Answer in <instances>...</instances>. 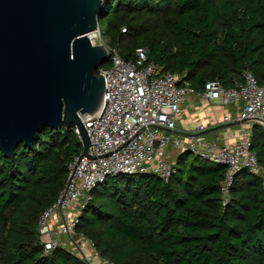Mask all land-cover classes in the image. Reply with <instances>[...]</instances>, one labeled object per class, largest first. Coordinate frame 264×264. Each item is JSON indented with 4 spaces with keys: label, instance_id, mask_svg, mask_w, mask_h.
Masks as SVG:
<instances>
[{
    "label": "trees",
    "instance_id": "16d2710c",
    "mask_svg": "<svg viewBox=\"0 0 264 264\" xmlns=\"http://www.w3.org/2000/svg\"><path fill=\"white\" fill-rule=\"evenodd\" d=\"M98 20L123 58L135 60L136 49L145 48L148 62L195 90L213 79L233 87L247 70L264 84V0H105ZM251 148L264 166L258 123ZM82 149L74 128L63 126L44 129L11 157L0 150V264H88L62 246L45 252L39 233L42 213L65 189L68 165ZM225 172L224 164L187 150L168 180L154 173L107 177L75 231L115 264H264L262 180L241 170L224 204Z\"/></svg>",
    "mask_w": 264,
    "mask_h": 264
},
{
    "label": "built area",
    "instance_id": "2783aa9c",
    "mask_svg": "<svg viewBox=\"0 0 264 264\" xmlns=\"http://www.w3.org/2000/svg\"><path fill=\"white\" fill-rule=\"evenodd\" d=\"M90 38L94 44H103L110 55V63L97 69L105 79L103 103L94 115L81 116L91 142V157L78 162L77 156L69 163L65 189L39 219L45 252L59 246L60 235L75 231L77 210L84 207L93 189L107 177L154 173L168 180L174 166L167 154L169 147L225 165L221 181L224 204L231 198L236 174L243 169L260 177L264 186V166L251 148L253 125L264 127V84L251 71H245L233 87L213 79L205 83L204 89L195 90L177 73L162 71L156 63L148 62L145 48L136 49L135 60H126L111 45L110 38L103 36L100 27L90 33ZM189 94L227 106L222 123L239 124L235 142L217 145L207 141L201 135L207 129L205 124L198 127L199 133L185 138V143L180 135L173 134ZM74 130L79 136L77 128ZM53 219L57 230L53 229ZM82 236L83 241H76V245L80 252L90 248L81 257L88 264H96V259L99 264H115L101 257L93 241Z\"/></svg>",
    "mask_w": 264,
    "mask_h": 264
},
{
    "label": "water",
    "instance_id": "95a60500",
    "mask_svg": "<svg viewBox=\"0 0 264 264\" xmlns=\"http://www.w3.org/2000/svg\"><path fill=\"white\" fill-rule=\"evenodd\" d=\"M105 0H0V150L32 147L44 129L75 127L91 157L81 119L102 106L109 61L90 33Z\"/></svg>",
    "mask_w": 264,
    "mask_h": 264
},
{
    "label": "crops",
    "instance_id": "0c3cea01",
    "mask_svg": "<svg viewBox=\"0 0 264 264\" xmlns=\"http://www.w3.org/2000/svg\"><path fill=\"white\" fill-rule=\"evenodd\" d=\"M226 111L227 106L220 101L189 94L185 98L181 115L177 120V132L173 134L180 135L185 139L189 135L199 133L198 127L205 124L207 129L201 135L207 141L217 145H223L227 141L235 142L239 124H223L222 119Z\"/></svg>",
    "mask_w": 264,
    "mask_h": 264
},
{
    "label": "rangeland",
    "instance_id": "374dc122",
    "mask_svg": "<svg viewBox=\"0 0 264 264\" xmlns=\"http://www.w3.org/2000/svg\"><path fill=\"white\" fill-rule=\"evenodd\" d=\"M116 1H114L115 4ZM95 40V39H94ZM96 41V40H95ZM98 41V40H97ZM109 62V61H107ZM183 142L185 143V139H183ZM180 152L176 151V149L169 147L167 154L169 156V159L171 160V162L173 164H175L176 159L178 157ZM81 210H77V218L79 217ZM79 213V214H78ZM53 229L57 230V223L55 221V219H53ZM76 241H83V236L82 234H79L76 231H73L71 234L69 235H60L59 236V246L65 247L66 249L72 251L74 254L82 257L84 252H88V250L90 249L89 247H85L83 251H79L78 246L76 245ZM96 264L98 263V260L96 259Z\"/></svg>",
    "mask_w": 264,
    "mask_h": 264
}]
</instances>
